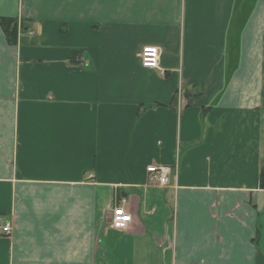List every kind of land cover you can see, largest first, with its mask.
Segmentation results:
<instances>
[{"label":"crops","instance_id":"1","mask_svg":"<svg viewBox=\"0 0 264 264\" xmlns=\"http://www.w3.org/2000/svg\"><path fill=\"white\" fill-rule=\"evenodd\" d=\"M263 169L264 0H0V264H264Z\"/></svg>","mask_w":264,"mask_h":264},{"label":"built area","instance_id":"2","mask_svg":"<svg viewBox=\"0 0 264 264\" xmlns=\"http://www.w3.org/2000/svg\"><path fill=\"white\" fill-rule=\"evenodd\" d=\"M141 61L144 66L156 68L160 66L161 49L158 45H145L140 53ZM172 170L171 165L151 164L147 166V171L151 178L165 185L169 182V174ZM132 220L131 212L127 211L124 205L118 204L111 212L110 222L117 228L127 227ZM13 224L11 220L0 222V235H7L12 232Z\"/></svg>","mask_w":264,"mask_h":264},{"label":"trees","instance_id":"3","mask_svg":"<svg viewBox=\"0 0 264 264\" xmlns=\"http://www.w3.org/2000/svg\"><path fill=\"white\" fill-rule=\"evenodd\" d=\"M2 24L7 32L9 40L11 42H15L18 31V20L16 18L3 17ZM22 25L25 26L26 23L22 21ZM260 175H261V180L264 181V169L261 171Z\"/></svg>","mask_w":264,"mask_h":264}]
</instances>
